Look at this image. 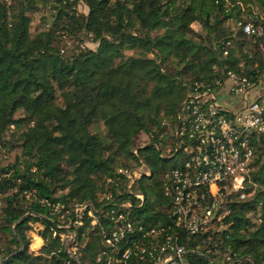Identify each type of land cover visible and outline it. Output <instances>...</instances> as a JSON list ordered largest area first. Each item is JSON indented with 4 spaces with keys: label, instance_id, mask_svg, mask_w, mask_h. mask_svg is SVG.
Listing matches in <instances>:
<instances>
[{
    "label": "trees",
    "instance_id": "obj_1",
    "mask_svg": "<svg viewBox=\"0 0 264 264\" xmlns=\"http://www.w3.org/2000/svg\"><path fill=\"white\" fill-rule=\"evenodd\" d=\"M35 11L43 14L33 31ZM263 15L264 0H0V264H136L116 260L104 243L113 229L106 213L130 200L133 221L166 223L164 177L180 160V105L194 82L214 86L229 71L264 78ZM239 20L263 33L244 34ZM84 38L96 47L80 45ZM254 145L244 188L255 192L228 195L231 223L209 255L214 264L226 262L225 253L235 255L233 264H264V137ZM141 167L149 174L131 187L143 195L137 207L115 172ZM84 203L95 206L96 223L86 210L80 225L66 228ZM35 222L43 244L31 251ZM68 234L76 259L66 251ZM200 238L183 243L191 248ZM187 260L210 264L195 252Z\"/></svg>",
    "mask_w": 264,
    "mask_h": 264
},
{
    "label": "built area",
    "instance_id": "obj_2",
    "mask_svg": "<svg viewBox=\"0 0 264 264\" xmlns=\"http://www.w3.org/2000/svg\"><path fill=\"white\" fill-rule=\"evenodd\" d=\"M261 19L264 21V15ZM234 26L246 35L263 33L262 25L252 21L239 20ZM256 88H261V93L250 99ZM262 90L264 78L253 80L232 71L227 78L216 80L214 86L194 82L180 105L174 129L176 142L179 141V147L175 148L180 153L179 164L164 177V195L171 199L168 220L144 225L130 217V200L115 203L106 213L113 229L103 234V241L118 254L116 260L126 263L133 259L136 264H190L187 254L195 252L214 264L209 255L218 253L217 243L227 237L221 234L231 223L225 222L230 213L228 195L240 191L239 199L245 200L255 192L254 188L246 191L244 181L253 162L255 141L264 137ZM143 167L132 171L119 168L115 172L128 180V193L138 201L137 207L143 204V195L132 192L131 187L138 177L149 174ZM114 180L108 178V182L117 185ZM25 196L28 198L29 194ZM53 207L57 209L59 205ZM86 210L95 224V206L84 203L74 207L75 218L69 220L66 228L71 223L80 225ZM185 236L201 237V240L187 248L183 243ZM68 237L70 244L74 243V236L68 234ZM204 242H212V247L202 250ZM73 246L76 245L72 244L67 252L76 259L78 252ZM234 256L225 253L223 264H233ZM106 264H111L110 260Z\"/></svg>",
    "mask_w": 264,
    "mask_h": 264
},
{
    "label": "rangeland",
    "instance_id": "obj_3",
    "mask_svg": "<svg viewBox=\"0 0 264 264\" xmlns=\"http://www.w3.org/2000/svg\"><path fill=\"white\" fill-rule=\"evenodd\" d=\"M78 10L80 11V12H84V13H86L87 12V7L85 6V5H83V4H79L78 5ZM42 14L43 13H41V12H38V11H35V12H32V16H33V21H32V30L33 31H35L36 29H38L39 28V26H40V24H41V18H42ZM230 25H232L233 23L231 22V23H229ZM194 26H196V25H194ZM80 45H82V46H85V47H89V48H95L96 47V43L95 42H93V41H91L90 39H88V38H84L83 40H82V42H80ZM67 46L69 47V48H72L73 46H72V44H71V41H69L68 43H67ZM263 91V93H264V90H262ZM261 93V88L258 90L257 88L256 89H254L252 92H251V94H250V96H249V98L250 99H253L254 98V96L257 94V95H259ZM146 142V136L144 135V134H141L140 136H139V138H138V140H137V143L138 144H144ZM31 228L28 230V236H29V238H30V245H29V249L31 250V251H37V250H35L36 249V246L38 245V244H40V247L42 246V244H43V240H42V238L38 235V232L42 229V225L40 224V223H38V222H35V223H31ZM63 238H64V240H65V242H66V247L67 248H69L72 244L73 245H76V246H73V247H75V249L77 250V252H78V254L77 255H79V247L77 246V242H75L74 241V243H72V244H70V242H71V240H70V238L68 237V235H63ZM40 247H38V250H39V248Z\"/></svg>",
    "mask_w": 264,
    "mask_h": 264
},
{
    "label": "water",
    "instance_id": "obj_4",
    "mask_svg": "<svg viewBox=\"0 0 264 264\" xmlns=\"http://www.w3.org/2000/svg\"><path fill=\"white\" fill-rule=\"evenodd\" d=\"M133 151H134V152H136V150H135V149H134ZM25 216H26V215H25ZM25 216H23L21 219H23ZM66 251H67V247H66Z\"/></svg>",
    "mask_w": 264,
    "mask_h": 264
},
{
    "label": "crops",
    "instance_id": "obj_5",
    "mask_svg": "<svg viewBox=\"0 0 264 264\" xmlns=\"http://www.w3.org/2000/svg\"><path fill=\"white\" fill-rule=\"evenodd\" d=\"M38 247H40V244H38V245L36 246V249H35V250H38Z\"/></svg>",
    "mask_w": 264,
    "mask_h": 264
}]
</instances>
